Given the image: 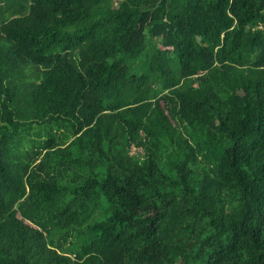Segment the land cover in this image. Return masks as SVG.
<instances>
[{"label": "trees", "instance_id": "1", "mask_svg": "<svg viewBox=\"0 0 264 264\" xmlns=\"http://www.w3.org/2000/svg\"><path fill=\"white\" fill-rule=\"evenodd\" d=\"M0 264H264V0H0Z\"/></svg>", "mask_w": 264, "mask_h": 264}]
</instances>
